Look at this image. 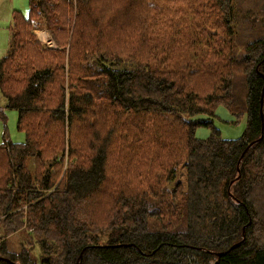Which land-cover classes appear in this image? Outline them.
<instances>
[{
  "label": "trees",
  "instance_id": "16d2710c",
  "mask_svg": "<svg viewBox=\"0 0 264 264\" xmlns=\"http://www.w3.org/2000/svg\"><path fill=\"white\" fill-rule=\"evenodd\" d=\"M0 93V264H264V0H27Z\"/></svg>",
  "mask_w": 264,
  "mask_h": 264
},
{
  "label": "rangeland",
  "instance_id": "374dc122",
  "mask_svg": "<svg viewBox=\"0 0 264 264\" xmlns=\"http://www.w3.org/2000/svg\"><path fill=\"white\" fill-rule=\"evenodd\" d=\"M15 10L21 13H26L27 0H0V59L7 51L11 13ZM35 34L37 39L39 41L41 40L40 42H42V44L43 42L46 44L47 40H51L49 34L44 30L36 31ZM5 104L6 101L0 93V110H2V114H5V121L2 116H0V143L3 141L2 133L4 125L7 127L6 131L10 140L13 142H22L24 135L16 128L17 111L5 109ZM233 121L234 117L231 116L224 107L220 106L217 108L213 126L220 131L223 138L234 139L241 134L245 121H241L234 125L232 124ZM209 135V127L197 126L195 128L196 138L206 139ZM176 183L185 185V169L181 166L176 168V175L168 184V187L171 188ZM5 241L10 251H20V249L24 246L29 249L32 256L39 258V247L30 239L27 230H19L6 237Z\"/></svg>",
  "mask_w": 264,
  "mask_h": 264
},
{
  "label": "built area",
  "instance_id": "2783aa9c",
  "mask_svg": "<svg viewBox=\"0 0 264 264\" xmlns=\"http://www.w3.org/2000/svg\"><path fill=\"white\" fill-rule=\"evenodd\" d=\"M41 41V40H40ZM39 41V42H40ZM41 44H42V42H40ZM43 46H46V47H53V43H52V41L51 40H47V42H46V44H45V42H43V44H42Z\"/></svg>",
  "mask_w": 264,
  "mask_h": 264
},
{
  "label": "water",
  "instance_id": "95a60500",
  "mask_svg": "<svg viewBox=\"0 0 264 264\" xmlns=\"http://www.w3.org/2000/svg\"><path fill=\"white\" fill-rule=\"evenodd\" d=\"M238 245H239V243H236V244H234L230 249H234V248L237 247ZM216 255H217L218 257L221 256L220 253H217Z\"/></svg>",
  "mask_w": 264,
  "mask_h": 264
},
{
  "label": "crops",
  "instance_id": "0c3cea01",
  "mask_svg": "<svg viewBox=\"0 0 264 264\" xmlns=\"http://www.w3.org/2000/svg\"><path fill=\"white\" fill-rule=\"evenodd\" d=\"M4 108H5V106H4ZM6 109V108H5Z\"/></svg>",
  "mask_w": 264,
  "mask_h": 264
},
{
  "label": "bare ground",
  "instance_id": "6f19581e",
  "mask_svg": "<svg viewBox=\"0 0 264 264\" xmlns=\"http://www.w3.org/2000/svg\"><path fill=\"white\" fill-rule=\"evenodd\" d=\"M103 226V225H102Z\"/></svg>",
  "mask_w": 264,
  "mask_h": 264
}]
</instances>
